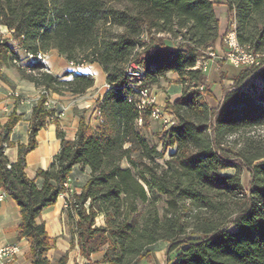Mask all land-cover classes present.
Instances as JSON below:
<instances>
[{
    "label": "trees",
    "instance_id": "trees-1",
    "mask_svg": "<svg viewBox=\"0 0 264 264\" xmlns=\"http://www.w3.org/2000/svg\"><path fill=\"white\" fill-rule=\"evenodd\" d=\"M225 1L239 45L260 55V63L241 70L233 90L212 106L206 72L196 68L220 38L212 1L0 0V79L8 82L4 70L13 68L41 92L26 143L11 139L22 120L17 110L0 132V190L20 208L19 237L31 242L32 264H51L47 255L56 240L38 219L67 192L72 245L77 241L87 259L103 252L107 264H140L164 241L175 253L166 264H264V139L252 135L264 128V93L257 98L240 90L253 77L264 84V0ZM52 50L69 63L98 64L105 73L108 89L95 101L96 123L76 109L73 139L48 100L83 96L95 78L49 72L42 56ZM169 74L183 88L164 109L176 122L161 135L159 151L147 136L156 105L141 110L140 92L160 86ZM50 125L60 150L31 179L27 156ZM240 134L246 137L233 160L225 148ZM10 148L17 149L14 163ZM170 149L176 150L165 159ZM78 168L88 178L73 190Z\"/></svg>",
    "mask_w": 264,
    "mask_h": 264
},
{
    "label": "rangeland",
    "instance_id": "rangeland-1",
    "mask_svg": "<svg viewBox=\"0 0 264 264\" xmlns=\"http://www.w3.org/2000/svg\"><path fill=\"white\" fill-rule=\"evenodd\" d=\"M232 25H236L233 19L231 21L229 20V29H232ZM1 33L4 36L10 37V32L7 29H2ZM225 37V35L220 36L217 43L219 44V48L215 49L214 52H212L214 56H210L211 52L204 56L205 61L208 63V70L205 73L207 75V78L210 79L208 80V88L213 93V97H207V101L212 106H217L223 102L225 93L233 90V79L238 76L241 70L250 67L246 66L236 68L231 66L227 61L224 60L225 53L227 51V47L224 42ZM42 57L43 61L47 66L48 71L53 74L63 76L66 72H73L91 75L95 78V86L83 96L74 97L70 95H52L48 100L47 106L49 108H57L61 111L58 112L61 129L66 132L68 138L73 139L78 129V116L76 114V109H78L79 112L86 111L87 118L92 120V123H96L95 118L97 114L94 111L95 101L99 97L103 96L108 89V86L106 85L105 73L98 64L85 63L82 65H76L73 63H69L56 50H52L47 54L43 55ZM23 58H25L24 55ZM32 59L33 58L29 57V60ZM4 71L8 73V76L11 79H14V77L17 75L16 70L13 68H8ZM168 78L169 80H163L160 86L152 88V92L156 97V108L161 111L162 116L159 120H155L152 118V125L150 130L147 132V136L153 144H158L159 151H161L162 149V145L160 144L161 135L164 133V131L170 129L176 122L175 117L169 113H166L164 109L168 101H173L171 99L170 88L172 87V84H178V77L175 74H169ZM263 85L264 84L259 77H253L248 79L243 84L240 90L259 98L264 93ZM181 88H183V86H181ZM37 91L38 90L30 91L27 89L23 90V92H19L18 96H15L16 99L27 100V116H31L33 107L36 105V103L41 97V92ZM252 135L264 139V128L254 131ZM245 137L246 136L240 134L233 136L229 139V144L226 146L225 149L227 152L230 153V157L233 160L236 158L237 151L242 147V142ZM175 150L176 149L168 150L165 159H168L170 155L175 152ZM159 163L163 164L164 159L159 160ZM123 165L127 166V163L124 162ZM227 173H234V170H228ZM72 177L73 190H80L81 185H83L88 178V172L84 171L81 168H78L76 169ZM242 178L245 188H248L251 176L247 169L244 170ZM102 223L103 219H98V224ZM174 258L175 253L170 251V243L161 241L154 246L151 257L148 260H142L140 264H166L168 259L172 260Z\"/></svg>",
    "mask_w": 264,
    "mask_h": 264
},
{
    "label": "crops",
    "instance_id": "crops-1",
    "mask_svg": "<svg viewBox=\"0 0 264 264\" xmlns=\"http://www.w3.org/2000/svg\"><path fill=\"white\" fill-rule=\"evenodd\" d=\"M215 4L216 16L219 20V35L229 33L228 8L225 0H210ZM5 30L6 28H2ZM227 33V34H228ZM226 34V35H227ZM225 35V36H226ZM219 48L216 44L215 49ZM8 82L0 79V132L2 127L8 122L10 114L16 109L22 120L14 128L11 139L16 143H26L28 140V127L30 115L27 116V100L16 99L19 92L23 90H38L34 84L28 83L17 75L14 79L8 76ZM208 80H210L208 78ZM29 84V85H28ZM40 91V90H38ZM37 91V92H38ZM182 88L179 84H172L170 88L171 99L175 100L181 96ZM26 128V129H25ZM38 148L27 156L28 167L26 173L29 178H35L38 169H47L53 163L54 157L60 150V141L56 135V126L50 125L40 131L38 135ZM12 163L17 160V149L7 150ZM3 193L0 190V194ZM70 193L62 194L56 205L46 209L38 219V223H45L46 231L50 238L55 239V246L48 252V259L51 264H59L61 258L66 257V264H107L102 262L103 252L93 255L87 259L81 255L77 241L72 245L73 221L69 218L67 210V199ZM22 216L16 201L10 196L0 198V247L4 245L16 244L20 252L15 260L8 264H32L31 242L27 238H20V225ZM0 264H6L0 261Z\"/></svg>",
    "mask_w": 264,
    "mask_h": 264
},
{
    "label": "built area",
    "instance_id": "built-area-1",
    "mask_svg": "<svg viewBox=\"0 0 264 264\" xmlns=\"http://www.w3.org/2000/svg\"><path fill=\"white\" fill-rule=\"evenodd\" d=\"M236 25H232V29H230L229 33L226 35L224 42L227 47V51L225 53L226 61L233 67L241 68V67H251L254 65H259L260 55L253 53L249 50L248 47H241L237 41L236 37ZM210 56H214V54H210ZM197 69L207 72L208 63L205 61V57H201L197 62ZM144 73L140 72L142 76ZM141 95V110H145L147 106L153 105L156 102V97L154 96L152 89H145L140 92ZM162 116L161 111L156 108L152 118L155 120H159ZM5 193L0 194V198L5 197ZM20 249L16 244L12 245H4L0 247V261L8 264L15 260L17 255L19 254Z\"/></svg>",
    "mask_w": 264,
    "mask_h": 264
}]
</instances>
